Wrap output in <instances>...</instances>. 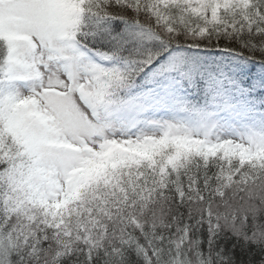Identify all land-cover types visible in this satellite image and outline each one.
I'll use <instances>...</instances> for the list:
<instances>
[{
    "label": "snow or ice",
    "instance_id": "snow-or-ice-1",
    "mask_svg": "<svg viewBox=\"0 0 264 264\" xmlns=\"http://www.w3.org/2000/svg\"><path fill=\"white\" fill-rule=\"evenodd\" d=\"M0 264H264V0H0Z\"/></svg>",
    "mask_w": 264,
    "mask_h": 264
}]
</instances>
